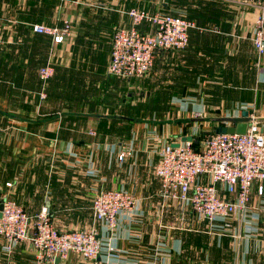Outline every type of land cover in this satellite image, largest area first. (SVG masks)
Here are the masks:
<instances>
[{"label":"crops","instance_id":"crops-1","mask_svg":"<svg viewBox=\"0 0 264 264\" xmlns=\"http://www.w3.org/2000/svg\"><path fill=\"white\" fill-rule=\"evenodd\" d=\"M132 9L195 29L184 50L158 51L146 76L123 80L108 73L111 41L132 26ZM258 14L250 0H0V206L10 199L31 217L45 210L59 231L95 229L102 244L95 261L70 253L44 264H264L262 183L248 211L223 228L202 221L189 201L163 197L154 174L165 145L191 136L199 147L221 126L208 119L246 111L264 133V55L252 43ZM35 24H68L70 35L54 45ZM46 65L54 74L42 82ZM123 147L129 153L119 162ZM108 190L138 202L112 231L96 225L91 209ZM251 215L257 230L248 235ZM109 247L117 258H107ZM36 262L29 241L8 252L0 236V264Z\"/></svg>","mask_w":264,"mask_h":264},{"label":"built area","instance_id":"built-area-1","mask_svg":"<svg viewBox=\"0 0 264 264\" xmlns=\"http://www.w3.org/2000/svg\"><path fill=\"white\" fill-rule=\"evenodd\" d=\"M259 8L252 37L258 55H264V0H250ZM128 16L132 26L116 30L112 35L108 73L123 80H139L146 76L154 65L158 51H181L189 43V33L195 29L192 21L168 14L151 15L144 11L130 10ZM149 24L153 32L145 33L140 25ZM32 31L52 39L54 45L62 44L70 35V26L62 29L41 24L32 26ZM54 69L46 65L39 70V77L46 82ZM41 98L46 97L41 92ZM93 134V133H92ZM129 149L123 147L118 155L122 162ZM154 174L161 185L165 198L178 202L189 201L193 211L209 225L220 223L229 228L231 221L240 213L248 211L252 187L264 183V133L252 120L246 134H214L207 136L197 150L192 142H180L174 148L165 145ZM205 176L208 183L197 179ZM258 185L257 194L262 195L264 184ZM217 185L224 187L227 197L220 195ZM92 213L96 225H105L110 231L116 229L118 218H131L138 210V202L122 190L97 193L92 201ZM251 215L244 221L246 234L257 230ZM0 236L10 252L17 244L29 241L36 252V264L63 260L76 253L85 260L95 261L101 253V241L95 229L62 232L56 229L45 210L31 217L10 199L2 202ZM113 247L108 248L107 258L115 259Z\"/></svg>","mask_w":264,"mask_h":264},{"label":"water","instance_id":"water-1","mask_svg":"<svg viewBox=\"0 0 264 264\" xmlns=\"http://www.w3.org/2000/svg\"><path fill=\"white\" fill-rule=\"evenodd\" d=\"M252 118L249 117L248 112L244 111L241 113L240 117L236 118H217V119H208L210 122H216L221 124V126L215 129L216 134H246L248 124L252 122ZM226 124H231V126H226ZM193 138L191 136L184 137L181 139V142H192ZM172 147L176 148L179 146V143L171 144ZM2 206H0V217H1ZM58 260V259H57Z\"/></svg>","mask_w":264,"mask_h":264},{"label":"rangeland","instance_id":"rangeland-1","mask_svg":"<svg viewBox=\"0 0 264 264\" xmlns=\"http://www.w3.org/2000/svg\"><path fill=\"white\" fill-rule=\"evenodd\" d=\"M192 126H194L195 124H193V123H190ZM196 127V130H194L195 132H197V134L198 133H201L203 130H200L201 128H199L198 126H195ZM209 131V130H208ZM209 134L210 135H214V134H216L215 133V131L212 129L210 132H209ZM209 136V135H208ZM207 137V136H206Z\"/></svg>","mask_w":264,"mask_h":264},{"label":"trees","instance_id":"trees-1","mask_svg":"<svg viewBox=\"0 0 264 264\" xmlns=\"http://www.w3.org/2000/svg\"><path fill=\"white\" fill-rule=\"evenodd\" d=\"M199 141H200V139H197V140H195V142H192V145H193L195 150L198 149V146H196V145L198 144Z\"/></svg>","mask_w":264,"mask_h":264}]
</instances>
